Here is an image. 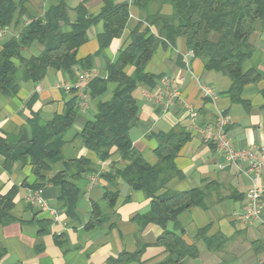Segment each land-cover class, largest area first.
Listing matches in <instances>:
<instances>
[{
  "label": "crops",
  "instance_id": "1",
  "mask_svg": "<svg viewBox=\"0 0 264 264\" xmlns=\"http://www.w3.org/2000/svg\"><path fill=\"white\" fill-rule=\"evenodd\" d=\"M56 0H29L24 4L25 16L18 23L17 10L11 25L0 29V50L2 43L11 37H18L20 30L30 18H43L48 8ZM124 3L119 0L117 3ZM69 24L61 25L63 33L70 32L71 24L76 19L75 10L82 6L91 16L99 14L103 0H67ZM129 19L122 36L111 40L108 48L99 51L98 35L103 32V22L99 21L87 30V42L76 54L77 59L92 56L94 77L105 79L106 67L112 63L118 52L128 44V35L140 19L139 8L134 4L127 5ZM161 13L171 15L169 5L162 7ZM156 34L155 28H150ZM253 54L247 61L244 71L253 69L264 77V29L251 36ZM43 51L39 43H32L19 51L14 59L15 66L20 68V59L28 60L38 57ZM146 67V72L156 77L152 88L138 86L133 98L139 107L138 122L129 132L132 146L150 166L155 165L157 134H167L174 128L184 129L190 136L182 145L174 165L179 176L166 185L165 190L188 191L203 188L206 184L215 183L206 200V208L192 207L181 214L174 223L168 224V230L178 234L187 245L197 248L198 257L187 260L185 264H264V228L258 222L246 224L241 214L247 206L246 193L250 180L240 170L244 164L225 166V156L218 152L214 145L201 139L193 129L212 124L218 115H224L229 123L227 133L237 149L254 148L264 150V80L247 85L241 95L248 107L242 103L232 102L227 91L231 82L227 77L215 71H208L204 61L195 58L187 49L184 39H177L173 46L160 45ZM132 74V69L129 70ZM169 77L181 86V100L171 107L163 109L151 99V95L163 88L162 79ZM77 78L49 69L41 81L33 83L23 81L20 76L18 92L14 97L0 96V134L9 143L19 140L20 133L31 138L28 120L37 114L43 122L50 121L54 115L63 113L64 104L74 97L67 85L74 84ZM207 85L215 94L213 99L203 98L198 84ZM116 84L109 83L106 91L98 98L107 101ZM36 97L30 106L28 103ZM95 102H91L88 111H81L76 104V119L65 133L63 140L64 155L49 165L46 179L64 171L69 176L72 171L70 162L84 158L89 161V172L77 180L68 178L79 191L77 204L72 213H68L59 200V187L47 183L41 189L47 208L36 207L28 203L35 193L32 185L35 179L31 167L15 164L10 171L3 168L4 158L0 155V190L6 194L12 187L17 188L11 216L14 222L0 226V264H109L122 252L133 253L146 245L140 261L132 264H159L166 256L163 248L154 243L162 233L157 225L149 224L140 230L134 217L144 214L149 209V199L141 191H133L119 178L116 171L125 166L118 154H113L107 161H100L96 155L86 150L79 134L95 112ZM197 112L195 121L189 119L187 108ZM92 178L95 181L92 182ZM264 183V169L261 174ZM26 183L25 185H23ZM105 191L117 192L118 198L112 208L103 202ZM160 191V193H162ZM98 205L102 223L91 230L85 228L92 212V204ZM50 210L56 212L54 221ZM264 222V204L261 211ZM48 223V224H47ZM46 230L45 233H38ZM203 231L198 236V232ZM62 236L58 243L55 237ZM216 238L222 242L220 249L210 251L202 239Z\"/></svg>",
  "mask_w": 264,
  "mask_h": 264
},
{
  "label": "trees",
  "instance_id": "2",
  "mask_svg": "<svg viewBox=\"0 0 264 264\" xmlns=\"http://www.w3.org/2000/svg\"><path fill=\"white\" fill-rule=\"evenodd\" d=\"M29 0H0V29L8 28L19 10L18 23L25 16L24 4ZM67 0H56L43 18L32 19L23 26L18 37H11L2 43L0 50V96L11 98L18 92V67L13 60L19 57V51L32 43H39L43 51L38 57L20 59V78L23 81L37 83L44 79L47 70L52 69L69 75L72 81L78 72H90L92 56L77 59L78 49L84 45L87 30L99 21L103 22V32L98 35L99 51L108 48L113 39L120 38L129 19L126 3L119 0H103V7L96 16L87 13L84 7L76 10V19L70 25L71 30L63 33L61 25L69 24ZM139 8L140 19L128 35V44L117 54L115 60L106 67V78H92L87 84L91 102H95V112L86 122L79 136L86 150L93 152L100 161L109 160L118 154L125 162L123 169L116 171L119 178L129 189L141 191L149 199V209L144 214L134 217L140 230L147 225H157L162 233L154 245L163 248L166 256L159 264H185L187 260L198 257L197 248L187 245L181 237L168 230V224L192 207L206 208V200L215 183H208L203 188L178 192L165 190L166 185L179 172L174 161L190 138L182 128H174L167 134H157L155 139L156 163L148 165L132 146L129 132L138 122L139 107L133 98L138 86L152 88L156 77L146 72V67L160 45L173 46L179 38L185 40L187 49L195 58L204 61L208 71H215L230 82L227 95L232 102L242 103L241 95L247 85L264 80L253 70L244 71V64L253 54L251 36L255 31L264 29V0H135ZM169 5L172 14L161 13L162 7ZM155 28L156 34L150 31ZM132 69V74L129 70ZM109 83L116 84L111 97L104 102L98 98L106 91ZM264 89V88H263ZM75 93L74 90H71ZM264 96V90H263ZM36 97L30 100L32 105ZM76 93L64 104L62 114L54 115L48 122H43L37 114L28 120L31 138L23 131L19 140L9 143L0 134V155L4 158L3 168L10 171L15 164L31 167L35 179L32 189H41L47 183L59 187V200L68 213H72L79 197L78 188L68 181L77 180L89 172L90 163L84 158L70 162L72 171L69 176L62 171L51 179H46L49 165L63 156L65 133L76 119ZM24 183L23 185H25ZM160 193V191H162ZM17 188L8 193L0 190V226L14 222L11 210ZM118 198L117 192L105 191L103 202L112 208ZM92 204V212L85 228L91 230L102 223L98 205ZM100 217V218H99ZM48 224V223H47ZM40 230L38 233H45ZM203 231L198 232V236ZM62 236L55 237L56 242ZM208 250L216 251L222 246L216 238L202 239ZM146 245H142L132 254L122 252L109 264H132L140 261Z\"/></svg>",
  "mask_w": 264,
  "mask_h": 264
},
{
  "label": "built area",
  "instance_id": "3",
  "mask_svg": "<svg viewBox=\"0 0 264 264\" xmlns=\"http://www.w3.org/2000/svg\"><path fill=\"white\" fill-rule=\"evenodd\" d=\"M127 5L134 3L135 0H122ZM94 77V72H78L77 80L74 84L64 86L66 89L74 90L77 97V106L81 111L90 109L91 100L87 90V84ZM163 88L159 92L152 94L153 102L163 109L171 107L174 103L181 100V86L172 78L165 77L162 79ZM198 88L206 99H213L215 94L205 84H198ZM189 119L195 121L197 112L191 108H187ZM228 119L220 114L215 119L214 123L207 125L194 124V132L204 141L212 144L225 157V166H239L244 164L245 167L240 171L249 178L250 187L246 193L247 206L241 214V220L246 224L258 222L264 228V222L261 220V211L264 204V183L261 182V174L264 169V150H256L254 148L237 149L234 147L227 133ZM92 182L95 178H92ZM28 203L36 206L47 208L42 197V191L37 190L33 193ZM52 219L57 221L56 212L50 210Z\"/></svg>",
  "mask_w": 264,
  "mask_h": 264
},
{
  "label": "rangeland",
  "instance_id": "4",
  "mask_svg": "<svg viewBox=\"0 0 264 264\" xmlns=\"http://www.w3.org/2000/svg\"><path fill=\"white\" fill-rule=\"evenodd\" d=\"M247 64V62H245V64H244V67H245V65ZM19 71H21V69L20 68H18V73H17V78H19V76H20V72ZM63 150H64V148H63ZM62 150V151H63ZM65 153H64V151H63V155H64Z\"/></svg>",
  "mask_w": 264,
  "mask_h": 264
}]
</instances>
